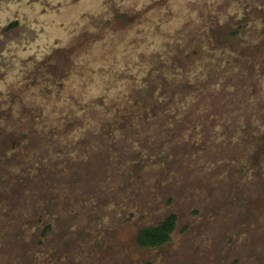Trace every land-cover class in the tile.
I'll list each match as a JSON object with an SVG mask.
<instances>
[{
	"label": "rangeland",
	"instance_id": "374dc122",
	"mask_svg": "<svg viewBox=\"0 0 264 264\" xmlns=\"http://www.w3.org/2000/svg\"><path fill=\"white\" fill-rule=\"evenodd\" d=\"M147 263L264 264V0H0V264Z\"/></svg>",
	"mask_w": 264,
	"mask_h": 264
},
{
	"label": "trees",
	"instance_id": "16d2710c",
	"mask_svg": "<svg viewBox=\"0 0 264 264\" xmlns=\"http://www.w3.org/2000/svg\"><path fill=\"white\" fill-rule=\"evenodd\" d=\"M178 221V214L171 212L159 222L142 227L136 236V243L139 247H158L170 241L172 232L175 230ZM50 229L47 225L43 233ZM150 264V263H147Z\"/></svg>",
	"mask_w": 264,
	"mask_h": 264
}]
</instances>
